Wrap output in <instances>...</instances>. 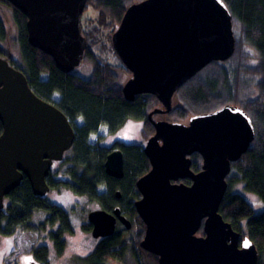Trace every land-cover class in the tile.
<instances>
[{"label": "water", "instance_id": "water-1", "mask_svg": "<svg viewBox=\"0 0 264 264\" xmlns=\"http://www.w3.org/2000/svg\"><path fill=\"white\" fill-rule=\"evenodd\" d=\"M8 1L28 17L30 44L53 57L61 71L71 73L84 63L88 43L82 17L88 0ZM112 43L133 74L125 83V97L134 101L152 94L163 106L149 115L156 129L144 147L151 170L137 183L141 198L136 209L146 225L141 247L157 255L160 264H261L255 243L220 213L232 164L256 137L251 117L239 106L226 105L188 123L155 120V115L173 111L175 95L185 83L212 62L234 55V22L225 0L135 3ZM0 121L1 212L25 177L38 196L52 190L48 177L55 162H62L72 149L76 133L69 118L41 99L26 75L2 57ZM195 154L203 158L199 172L192 169ZM105 168L109 176L122 179L123 152H111ZM89 221L96 239L114 235L118 222L128 230L133 227L120 208L113 213L93 211Z\"/></svg>", "mask_w": 264, "mask_h": 264}, {"label": "trees", "instance_id": "trees-1", "mask_svg": "<svg viewBox=\"0 0 264 264\" xmlns=\"http://www.w3.org/2000/svg\"><path fill=\"white\" fill-rule=\"evenodd\" d=\"M142 1L88 0L85 12L94 9L97 17L86 22L82 18V31L88 43L84 63L93 66L92 76L84 78L75 71H61L53 57L33 47L29 42L28 17L8 0H0V6L11 9L18 27L23 64H16L10 52L1 45V42L9 39L1 15L0 57L22 71L33 91L41 99L57 106L75 129L71 154L65 155L55 170V174L62 175L64 179L48 177L52 190L68 189L77 195L88 196L108 212L120 208L132 221L133 229L135 226L138 228L136 235L132 234L133 229H118L114 235L100 242L96 250L84 259L85 264L122 260L130 248L138 253L142 264H160L157 255L141 247L146 225L136 209V202L141 198L137 183L151 170L144 146L117 142L111 149L92 144L89 140L90 135H98L102 127H107L110 133H117L130 120L144 123L143 135L147 141L156 133L149 115L163 106L158 97L152 94L138 95L134 101L125 97V83L133 74L126 68L112 43V37L127 9ZM225 2L233 16L236 35L234 55L225 62H212L185 83L175 95L173 111L163 118L188 123L193 116L214 112L226 105L239 106L251 117L256 137L249 150L232 164V172L227 178L228 191L220 213L236 231L255 243L261 253V264H264V211L257 213L237 190V186H243L244 190L264 201V0ZM110 59H116L118 64H112ZM80 118L82 124H78ZM2 133L0 121V136ZM114 150H121L124 154L125 175L122 179L111 177L106 172L107 157ZM192 160L193 171H201L202 156L195 154ZM183 182L191 184L190 180ZM102 186L107 189L104 193L99 191ZM118 192L121 198H118ZM36 211L48 213L41 230L58 226L56 231L50 232V238L59 254H64L67 247L65 237L73 233L70 216L47 197L36 195L27 177L6 198V207L0 212V232L13 234L21 227L31 229L30 221ZM3 220L6 221L5 227H2ZM85 228L90 231L92 226L87 224ZM200 235H204L203 230ZM35 257L43 264H50L47 246L39 247Z\"/></svg>", "mask_w": 264, "mask_h": 264}, {"label": "rangeland", "instance_id": "rangeland-1", "mask_svg": "<svg viewBox=\"0 0 264 264\" xmlns=\"http://www.w3.org/2000/svg\"><path fill=\"white\" fill-rule=\"evenodd\" d=\"M0 15L5 20L6 29L9 33V39L1 42L2 47L10 52L12 60L19 65L23 64L21 47L18 41L19 31L13 18L11 9L6 6H0ZM97 12L94 9H89L85 12L83 18L85 22L88 19H95ZM109 58V57H108ZM105 59H107L105 57ZM112 64H118L116 59H110ZM75 72L84 78H90L93 72V66L83 63ZM126 80V78H124ZM59 98V95H56ZM83 121L78 120V124ZM144 123L138 120H130L126 125L117 133H110L107 127H102L96 136L95 141H90L92 144H100L102 147L113 149L117 142L125 144L147 145V140L143 135ZM106 129V132L103 131ZM131 137V139H126ZM111 139V144L106 143ZM71 154L68 151L66 155ZM60 166L56 162L54 169ZM57 175V174H55ZM58 176V175H57ZM59 180H63V176L59 175ZM237 190L244 195L247 200L252 204L257 213L264 211V201L256 194L244 190L243 186H237ZM100 193L107 191L106 187L102 186L99 189ZM47 199L64 208L69 216L73 228V233L65 237L67 247L64 254H59L55 244L50 238V232L57 230L58 226L54 229L49 228L44 231L41 230V225L46 221L48 213L46 211H36L30 221L31 229L18 228L13 234H4L0 232V264H32L40 263L35 258V251L41 246H47L50 252V264H85L84 259L92 254L97 246L100 244L101 239H96L90 231H87L85 225L89 224V215L91 212L103 209L101 204L97 201H92L88 196L77 195L73 191L52 190L46 195ZM6 226V221L3 220L2 227ZM124 229V226L120 227ZM138 228L132 230V234L136 235ZM264 258V252H263ZM104 264H142L141 258L138 253L132 248L129 249L127 254L122 260L110 259Z\"/></svg>", "mask_w": 264, "mask_h": 264}, {"label": "flooded vegetation", "instance_id": "flooded-vegetation-1", "mask_svg": "<svg viewBox=\"0 0 264 264\" xmlns=\"http://www.w3.org/2000/svg\"><path fill=\"white\" fill-rule=\"evenodd\" d=\"M84 14H85V12H84ZM83 14V15H84ZM83 18V17H82ZM155 116H162V118H155V120H165L164 118H163V116H164V114H158V115H155ZM145 147V146H144ZM56 163V162H55ZM60 163V162H59ZM55 165V164H54ZM55 180H59L58 178H59V176H57V175H55V169H54V166H53V169H52V172H51V174H50ZM49 175V176H50ZM52 191V190H51ZM46 197V196H45ZM119 198V197H118ZM121 198V197H120ZM101 210H104V209H101ZM116 210V209H115ZM122 211V210H121ZM111 213H113V212H111ZM123 213V212H122ZM124 214V213H123ZM125 215V214H124ZM126 216V215H125ZM127 217V216H126ZM128 218V217H127ZM129 219V218H128ZM130 220V219H129ZM132 222V221H131ZM89 225H91L90 224V221H89ZM92 226V225H91ZM121 226H124L121 222H118V224H117V230L118 229H121L120 227ZM57 227V226H56ZM125 227V226H124ZM125 229H126V227H125ZM132 229H133V227H132ZM131 229V230H132ZM117 230H116V232H117ZM128 230V229H127ZM53 231H56V230H53ZM130 231V230H129ZM93 232V226H92V228H91V233ZM115 232V233H116ZM93 234V233H92ZM108 238V237H107ZM99 239H101V241L102 240H104L105 238H99ZM36 258V257H35ZM37 259V258H36ZM38 260V259H37ZM39 261V260H38ZM40 262V261H39ZM41 263V262H40ZM32 264H37L36 262H33ZM43 264V263H42Z\"/></svg>", "mask_w": 264, "mask_h": 264}, {"label": "clouds", "instance_id": "clouds-1", "mask_svg": "<svg viewBox=\"0 0 264 264\" xmlns=\"http://www.w3.org/2000/svg\"><path fill=\"white\" fill-rule=\"evenodd\" d=\"M80 120H81V122H82V118H80ZM103 131L106 132V129H103ZM126 139H131V137H126ZM89 140H90V141H95V140H96V136H95V135H90ZM106 143L111 144V139H108V140L106 141Z\"/></svg>", "mask_w": 264, "mask_h": 264}, {"label": "snow or ice", "instance_id": "snow-or-ice-1", "mask_svg": "<svg viewBox=\"0 0 264 264\" xmlns=\"http://www.w3.org/2000/svg\"><path fill=\"white\" fill-rule=\"evenodd\" d=\"M246 246H247V244H246Z\"/></svg>", "mask_w": 264, "mask_h": 264}]
</instances>
